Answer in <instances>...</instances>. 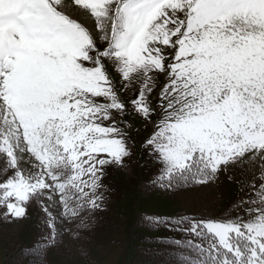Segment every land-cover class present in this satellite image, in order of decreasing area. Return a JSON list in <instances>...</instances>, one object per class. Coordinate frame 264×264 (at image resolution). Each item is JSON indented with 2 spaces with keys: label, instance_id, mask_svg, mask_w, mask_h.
Masks as SVG:
<instances>
[{
  "label": "snow or ice",
  "instance_id": "6c2138e0",
  "mask_svg": "<svg viewBox=\"0 0 264 264\" xmlns=\"http://www.w3.org/2000/svg\"><path fill=\"white\" fill-rule=\"evenodd\" d=\"M133 121L146 190L253 169L224 214L141 216L172 234L149 264H264V0H0V221L39 214L30 264L105 210Z\"/></svg>",
  "mask_w": 264,
  "mask_h": 264
},
{
  "label": "rangeland",
  "instance_id": "374dc122",
  "mask_svg": "<svg viewBox=\"0 0 264 264\" xmlns=\"http://www.w3.org/2000/svg\"><path fill=\"white\" fill-rule=\"evenodd\" d=\"M133 123L139 130H131L135 147L133 159L129 161L130 171L110 169L104 180L107 188L105 210L95 214V223L90 230L80 234L81 238L74 239L70 233L64 234L62 238L64 250L72 245L85 246L86 254L71 251L62 255L57 248H51L44 255L45 264H132L138 246L144 243L145 238L172 235L165 229L151 230L147 226H140L138 219L141 216L171 215L180 211L221 215L242 195L237 182H247L253 173L251 167L232 169V180L221 175L217 183L171 195L146 190V182L154 168L140 151L139 144L148 135L150 126L145 129L139 121ZM42 227L36 211H31L30 219L19 223L0 221V264H15L16 254L20 253L19 247H32ZM21 263L30 264V261L23 259Z\"/></svg>",
  "mask_w": 264,
  "mask_h": 264
},
{
  "label": "trees",
  "instance_id": "16d2710c",
  "mask_svg": "<svg viewBox=\"0 0 264 264\" xmlns=\"http://www.w3.org/2000/svg\"><path fill=\"white\" fill-rule=\"evenodd\" d=\"M83 232H85V231H83ZM171 236H169V237H171ZM169 237H165V238H169ZM176 238H179V237H176ZM84 239L86 242L87 238L85 237V235H84ZM159 239H164V238H151V239L145 238L144 243L138 246L137 253H136L135 259L133 260L132 264H149V261L151 259H154V258L158 259V257H153L149 253L152 250H161L165 247V245L158 243V242H155ZM19 249H20V253L16 254L18 256H17V261L15 262V264H22L21 260H23V259H28V261H30L31 258L29 256L28 252L25 251L26 249L23 246H20ZM57 249H58L59 253L62 255L67 254L71 251L78 253V254H82V255L86 254L85 246L84 247H78L76 245H72L71 247H69L68 249L63 250V251L61 250V247H59ZM6 264H12V263L6 262Z\"/></svg>",
  "mask_w": 264,
  "mask_h": 264
}]
</instances>
